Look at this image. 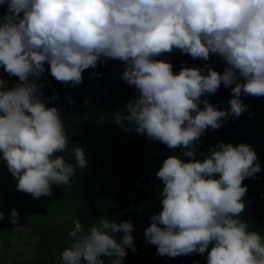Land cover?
Segmentation results:
<instances>
[{
  "label": "clouds",
  "instance_id": "clouds-1",
  "mask_svg": "<svg viewBox=\"0 0 264 264\" xmlns=\"http://www.w3.org/2000/svg\"><path fill=\"white\" fill-rule=\"evenodd\" d=\"M5 5L0 67L18 83L8 88L0 77V159L18 181L17 191L51 196L53 184L70 186L76 170L88 168L79 144L71 151L75 163L56 155L66 153L69 140L60 110L41 99L37 80L45 63L56 81L76 86L85 70L119 60L121 78L137 96L124 106L126 115L114 112V123L182 149L156 173L162 211L151 217L147 242L162 257L207 253V264H264V236L241 218L243 181L261 171L255 149L221 141L198 160L195 147L206 130L244 113L242 95L264 97V0H0V8ZM176 49L193 59L218 55L228 67L174 73L170 62L156 57ZM222 84L232 93L224 110L202 99ZM9 217L16 223L18 211ZM73 224L63 264H105V256L124 264L128 248L137 252L132 221L102 218L87 232L79 219Z\"/></svg>",
  "mask_w": 264,
  "mask_h": 264
},
{
  "label": "trees",
  "instance_id": "trees-1",
  "mask_svg": "<svg viewBox=\"0 0 264 264\" xmlns=\"http://www.w3.org/2000/svg\"><path fill=\"white\" fill-rule=\"evenodd\" d=\"M6 12V5L0 8V16ZM156 59L170 62L174 73H178L182 67L199 68L205 64L221 73L228 67L218 55L213 54L208 60L193 59L179 49L158 56ZM124 67L123 62L119 60H109L106 65L98 63L97 68L85 70L82 74L83 82L79 85L71 86L63 83L39 85L43 92L41 99L48 102L49 107L62 109L63 124L68 138L86 136L70 140L64 155L73 159L71 151L76 144H79L85 152L93 154L98 165L109 174L108 186L94 196V203L99 211H105L120 203L124 186L136 181L134 170L139 178L151 184V186L141 185L144 194L161 200L160 191L163 183L156 177V173L169 155L182 156V149H169L163 143L154 142L146 134L126 132L114 123V112L121 110L126 115L124 106L137 96L135 87L128 85L121 78ZM93 72L97 74L94 77ZM62 95L66 102L67 117L63 111ZM53 96L57 98L51 99ZM231 98V88H226L223 84L216 93L202 97L220 110L230 107L228 101ZM241 99L248 106L244 113L238 118L229 116L217 130L211 128L206 130L196 142V159H203L210 152L211 147L221 141L235 146L241 143L252 145L258 156L256 163L261 165V171L255 177L243 181L247 186V193L244 197L246 208L241 218L248 221L250 230L264 236V97L242 95ZM78 123L81 125L77 126ZM184 159L190 158L184 157ZM6 168V161L0 159V174ZM4 182V179L0 180V186L3 187ZM96 183L97 179L86 168L76 170L70 186L53 184L51 196L37 199L30 194L14 190L2 206L4 219L0 220V256L8 253L10 238L14 237L15 232L19 236L24 232L29 233V236L35 232V239L30 240L27 246L35 249L33 259L15 264H57V255H62L63 250L72 242L73 238L69 236V232L74 227V219H79L87 232L91 226L106 218L115 222L132 221L134 224L132 235L137 252L133 253L131 248H128L124 264H197V262L207 264V253L203 255L193 253L175 258L157 255V246L147 242L145 230L151 226V217L162 211L159 202L143 201L133 195L129 206L121 213L105 216L92 214L88 197ZM72 202L75 203L73 210L68 216H64L63 220L58 221L56 217ZM13 209L19 213L17 222L24 220L30 225L29 228L21 227L16 230L17 222L12 223L9 217ZM118 236H123V233H119ZM103 259L105 264H110L112 258L105 256Z\"/></svg>",
  "mask_w": 264,
  "mask_h": 264
},
{
  "label": "rangeland",
  "instance_id": "rangeland-1",
  "mask_svg": "<svg viewBox=\"0 0 264 264\" xmlns=\"http://www.w3.org/2000/svg\"><path fill=\"white\" fill-rule=\"evenodd\" d=\"M0 77H2L7 82V87L11 88L14 87L18 83V77L15 76H9L8 73L4 71L2 67H0ZM38 85L47 86V85H59L62 84L61 82L56 81L50 74V66L45 65V72L43 75L37 80ZM61 113V117L63 118V112L61 108H58ZM4 179V185L3 187L0 186V212H2V206L3 204L10 198L12 192L14 190L17 191L16 185L18 181L14 179L12 174L8 171V168H6L1 174H0V180ZM21 192V191H17ZM42 205V203H39ZM75 203L72 202L69 207L67 206L66 209L62 210L59 215L56 217L58 221L63 220L64 216H68L70 212L73 210ZM24 220H19L17 224H15L16 230H18L21 227L29 228L30 225L27 224ZM16 235V232L14 233ZM23 235L19 236L18 234L14 237H11V246L7 249L8 253H5L2 257L0 256V264H15L16 261H28L32 260L35 254V249L32 247H27L31 241L35 239V232L29 236V233H22ZM16 240V241H15ZM58 257V263L57 264H63L61 259V254L57 255ZM16 259V261H14ZM18 259V260H17Z\"/></svg>",
  "mask_w": 264,
  "mask_h": 264
},
{
  "label": "water",
  "instance_id": "water-1",
  "mask_svg": "<svg viewBox=\"0 0 264 264\" xmlns=\"http://www.w3.org/2000/svg\"><path fill=\"white\" fill-rule=\"evenodd\" d=\"M66 87V86H64ZM63 97V111L65 113V116L67 117V107H66V102H65V98ZM78 139V138H75ZM73 140V139H71ZM58 156H64L69 163H75L74 158L73 159H69L67 158L63 152H57L56 153ZM86 154V159L88 161V169L91 172V174L97 179V183L92 187L90 193H89V197H88V201H89V207L91 210V213L96 215V216H105L108 214H118L121 213L123 211H125L127 209V207L130 204L131 198L132 196H136L138 199L143 200V201H147V202H151V203H155V202H159L161 204V200L155 196L153 197H149L147 195L144 194L141 185H146V186H151V184L149 182H146L144 180H142L141 178H139V176L137 175L136 170H134V177H135V182L133 183H129L126 186H124L122 193H121V199H120V203L116 206H113L105 211H99L94 203V196L97 192L104 190L110 181L109 178V174L106 170L102 169L97 161L96 158L93 154L89 153V152H85ZM162 206V204H161Z\"/></svg>",
  "mask_w": 264,
  "mask_h": 264
},
{
  "label": "flooded vegetation",
  "instance_id": "flooded-vegetation-1",
  "mask_svg": "<svg viewBox=\"0 0 264 264\" xmlns=\"http://www.w3.org/2000/svg\"><path fill=\"white\" fill-rule=\"evenodd\" d=\"M80 125H81L80 123L77 124V126H80ZM83 137H86V136L85 135L84 136H77V137H74V138H68V140L70 141L71 139H75V138H78V139L80 138L81 139ZM104 199H105V197L103 198V200Z\"/></svg>",
  "mask_w": 264,
  "mask_h": 264
},
{
  "label": "crops",
  "instance_id": "crops-1",
  "mask_svg": "<svg viewBox=\"0 0 264 264\" xmlns=\"http://www.w3.org/2000/svg\"><path fill=\"white\" fill-rule=\"evenodd\" d=\"M10 243H11V238H10ZM10 246H11V244H10ZM14 261H16V259ZM28 261H31V260H28ZM16 262L19 263V262H24V261L19 260V262L18 261H16ZM25 262H27V261H25Z\"/></svg>",
  "mask_w": 264,
  "mask_h": 264
}]
</instances>
